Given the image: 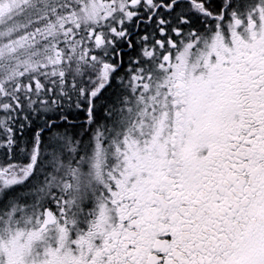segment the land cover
I'll list each match as a JSON object with an SVG mask.
<instances>
[{"label": "snow or ice", "instance_id": "1", "mask_svg": "<svg viewBox=\"0 0 264 264\" xmlns=\"http://www.w3.org/2000/svg\"><path fill=\"white\" fill-rule=\"evenodd\" d=\"M0 264H264V0H0Z\"/></svg>", "mask_w": 264, "mask_h": 264}]
</instances>
